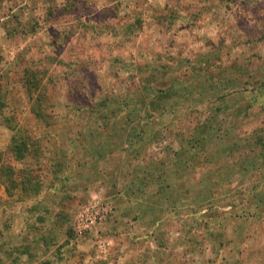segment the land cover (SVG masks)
Listing matches in <instances>:
<instances>
[{
  "label": "rangeland",
  "instance_id": "obj_1",
  "mask_svg": "<svg viewBox=\"0 0 264 264\" xmlns=\"http://www.w3.org/2000/svg\"><path fill=\"white\" fill-rule=\"evenodd\" d=\"M263 143L264 0H0V264H264Z\"/></svg>",
  "mask_w": 264,
  "mask_h": 264
},
{
  "label": "built area",
  "instance_id": "obj_2",
  "mask_svg": "<svg viewBox=\"0 0 264 264\" xmlns=\"http://www.w3.org/2000/svg\"><path fill=\"white\" fill-rule=\"evenodd\" d=\"M114 213V207L105 197L95 194L85 203L80 204L73 215V232L76 239L84 237L98 224L107 221ZM98 251L106 253L107 243L98 239Z\"/></svg>",
  "mask_w": 264,
  "mask_h": 264
},
{
  "label": "crops",
  "instance_id": "obj_3",
  "mask_svg": "<svg viewBox=\"0 0 264 264\" xmlns=\"http://www.w3.org/2000/svg\"><path fill=\"white\" fill-rule=\"evenodd\" d=\"M94 158V157H93ZM99 158H103V155H99ZM90 165H85V169L86 170H88L89 171V169H90ZM92 171V170H91ZM95 172L97 173V175H99V177H100V179H102L101 178V176H103V178H104V176L106 175V172H105V170L103 169V167H99L98 169L96 168L95 169ZM121 172V171H120ZM117 173V175H122V172L121 173ZM90 176H91V173H89L88 175H86V179L85 178H83L82 177V175H78L77 176V174H76V176H75V179H74V181L73 182H75V181H77L78 180V182L79 181H82V182H88L89 183V181H90ZM65 177H67V175L66 174H64L63 176L62 175H60V179H59V181L61 180V185L60 186H58L57 184H55L54 186H53V188H51L50 190H51V192H52V194H55L56 196H57V198H62V197H64V196H66L65 194H64V192L65 193H67V191H66V189H67V186L69 187V186H71L72 184V182L71 183H68V179H65ZM140 178V177H139ZM100 179L98 180V182L100 181ZM141 179V178H140ZM137 181V179H133V180H131V185H129V187L131 188V186H135L136 184H140L139 186L141 187V182H139V180ZM58 181V182H59ZM92 181V180H91ZM129 187H127V189L129 190ZM139 187V188H140ZM139 188H137V191H139L140 189H142V187L139 189ZM76 190H78V189H75L74 191H76ZM42 191V190H41ZM40 191V192H41ZM71 190H69V192H70ZM39 191L38 192H35V193H40ZM72 192V191H71ZM80 192V191H79ZM79 192H77V193H79ZM120 194H121V196H122V198H127V193L128 192H126V189L124 188V189H122L120 192H119ZM37 195H39V194H37ZM42 198V197H41ZM131 201H132V199H131ZM43 203H44V201H43V199H41V201H36V204H37V209H43L44 207H43ZM54 203V202H53ZM132 203H135V201H132ZM82 204V203H81ZM54 205V204H53ZM80 205V204H79ZM78 205V206H79ZM77 206V207H78ZM132 206H134V204H132ZM53 207H55V206H53ZM76 207V208H77ZM46 208H48V206H46ZM106 224H107V222H106ZM104 232V229H102V233ZM101 238H103L102 236H101ZM80 239H82V238H78V240H80ZM110 244V243H109ZM80 245H78V249H79V251L81 250L82 252H78V256H79V259H81L82 260V263L81 264H87L88 262H90V261H92L93 260V258L94 257H92L93 255L92 254H90V253H88V249H87V247H83V246H80ZM84 250V251H83ZM109 248H107V251H106V253H104V254H101L99 251H97V254H98V257H101V256H103L104 255V257H107L108 255H109ZM116 264H118V263H116Z\"/></svg>",
  "mask_w": 264,
  "mask_h": 264
},
{
  "label": "trees",
  "instance_id": "obj_4",
  "mask_svg": "<svg viewBox=\"0 0 264 264\" xmlns=\"http://www.w3.org/2000/svg\"><path fill=\"white\" fill-rule=\"evenodd\" d=\"M124 131L126 130V129H123ZM263 146H264V143H263ZM262 155H264V152H262L261 153ZM70 158H72V155H70ZM60 173V172H59ZM60 175H64V173H61ZM60 177V176H59ZM68 178V176L67 177H65V179H67ZM7 227L6 226H4L3 227V229L5 230ZM3 234V231L2 230H0V235H2Z\"/></svg>",
  "mask_w": 264,
  "mask_h": 264
}]
</instances>
